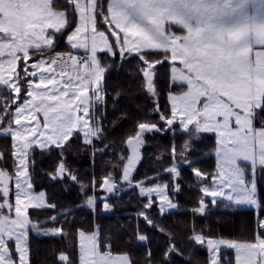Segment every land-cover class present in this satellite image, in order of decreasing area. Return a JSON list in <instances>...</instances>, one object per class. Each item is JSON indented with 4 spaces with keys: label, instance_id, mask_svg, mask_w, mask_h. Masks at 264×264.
I'll list each match as a JSON object with an SVG mask.
<instances>
[{
    "label": "trees",
    "instance_id": "1",
    "mask_svg": "<svg viewBox=\"0 0 264 264\" xmlns=\"http://www.w3.org/2000/svg\"><path fill=\"white\" fill-rule=\"evenodd\" d=\"M110 0H96V29L104 31L113 47L115 27L108 24ZM52 8L67 15V25L51 31L52 44L31 49L18 65L19 94L0 87V127L15 125L13 115L29 92L32 64L58 54H84L68 42L78 15L74 0H53ZM168 32L182 34L181 26L168 24ZM115 50V49H114ZM116 51V50H115ZM168 50L108 52L99 55L106 69L104 99L94 105L93 118L99 130L92 142L75 133L64 145L42 151L33 147L28 156L29 175L36 192L46 195L48 205L30 208L29 264H79V234L98 233L100 250L125 254L132 264H210L208 240L256 243L264 238V166L253 174L247 164V180L256 178L257 208H236L225 201L209 199L203 187L217 175V140L183 131L172 120L170 96L187 89L172 81ZM154 64L155 92L147 87L145 69ZM142 125L159 130L145 137L142 157L130 180H123L131 156L129 140ZM256 128H264V98L256 107ZM12 136L0 135V168L16 172ZM177 168L175 172L174 169ZM166 186L177 210L163 212L158 197L142 196L139 187ZM5 198L0 194V205ZM106 205L111 211H106ZM59 229L61 236L36 235L34 229ZM201 234L204 242L195 240ZM12 264H19L14 242L8 244ZM220 264H235L231 250L219 252Z\"/></svg>",
    "mask_w": 264,
    "mask_h": 264
},
{
    "label": "rangeland",
    "instance_id": "2",
    "mask_svg": "<svg viewBox=\"0 0 264 264\" xmlns=\"http://www.w3.org/2000/svg\"><path fill=\"white\" fill-rule=\"evenodd\" d=\"M111 0L109 20L114 25L115 44L108 35L96 29V0H74L78 15L77 26L69 35L68 42L77 51L87 52L89 58L84 68L72 71L67 67L69 54H58L53 58L40 59L32 64L28 73L29 94L27 101L15 109L12 127H0V135L12 136L15 146L16 172L11 176L0 168V194L5 198L0 205V264H12L9 243L14 242L19 255V264H29L28 239L30 208L48 205L45 193L36 192L29 175L28 156L33 147L42 151L64 145L75 133H81L87 142H92L99 130L93 118V107L104 99L103 79L106 69L99 55L108 52L114 57L118 52H140L168 50L172 65V81L187 89L170 96L173 116L183 131H193L202 136H214L217 140V175L213 183L205 187V193L213 201H228L236 206L256 208V182L247 180V171L241 164L249 165L253 174L264 166V128L256 129L251 116L246 113L245 103L227 104L223 96L210 95L197 77L191 73L189 44L192 28L187 16L182 13L169 14L157 11L156 0ZM11 2V3H10ZM53 0H2L4 10L19 7L14 16L22 24H35L31 31L34 40L26 44L29 50L48 47L52 44L51 31H60L67 25V15L52 8ZM1 3V0H0ZM173 11V9L169 10ZM122 12V13H120ZM34 13V15H32ZM7 15L5 21L11 20ZM17 20L15 22H17ZM181 26L186 34L168 32L167 23ZM244 25L240 23V27ZM33 26V25H32ZM48 29L47 35L43 28ZM244 33V32H242ZM247 35L243 34L242 39ZM23 47L22 42H18ZM27 43V41H26ZM27 47V48H28ZM116 51H115V50ZM27 57V56H25ZM155 65L145 69L147 87L155 92ZM11 90L19 94L18 81H12ZM263 101V100H262ZM155 125H142L138 134L129 140L131 156L124 169L123 180L128 182L142 157V147L148 134L157 132ZM177 171V168L174 169ZM142 196H156L163 212L177 210L170 199L166 186L139 187ZM258 194V192H257ZM106 211L111 208L106 205ZM264 230V222L262 223ZM36 235L61 236L59 229H34ZM197 242L203 239L197 234ZM215 241L210 244L211 264H219Z\"/></svg>",
    "mask_w": 264,
    "mask_h": 264
},
{
    "label": "crops",
    "instance_id": "3",
    "mask_svg": "<svg viewBox=\"0 0 264 264\" xmlns=\"http://www.w3.org/2000/svg\"><path fill=\"white\" fill-rule=\"evenodd\" d=\"M0 4H3L2 0ZM126 4L125 0H120V6L125 8ZM155 4L157 11L161 9L169 14L187 16L194 31L188 48L191 73L210 95H224L222 100L227 104L245 103L246 106L240 109H247L246 114L251 116L255 125L256 107L264 98V0H156ZM17 9V6L7 11L4 7L0 8V87H9L12 81H18L19 61L27 56L29 42L34 40L31 31L35 29V24L18 22L14 16ZM171 9L173 11H169ZM7 15L12 16L11 20H4ZM241 22L244 25L240 27ZM47 31L44 27L43 33L47 35ZM186 33L187 30L182 34ZM243 34L247 35L246 39H242ZM13 92L17 94V91ZM254 180L256 182V178ZM255 188L258 207L257 185ZM205 189L203 187L204 193ZM212 240L206 242L210 264ZM213 241L216 242L218 256L221 250L234 252L235 264H264V238H258L256 243L224 239ZM202 242L204 238L199 243ZM79 253V264H132L128 255L101 251L97 232L79 234Z\"/></svg>",
    "mask_w": 264,
    "mask_h": 264
},
{
    "label": "built area",
    "instance_id": "4",
    "mask_svg": "<svg viewBox=\"0 0 264 264\" xmlns=\"http://www.w3.org/2000/svg\"><path fill=\"white\" fill-rule=\"evenodd\" d=\"M67 67H69L72 71L81 70L84 68L89 58L84 54H69L68 56ZM107 252H110L109 250Z\"/></svg>",
    "mask_w": 264,
    "mask_h": 264
}]
</instances>
